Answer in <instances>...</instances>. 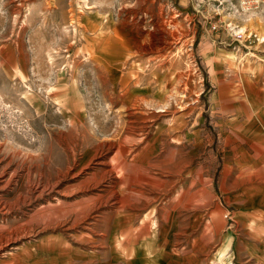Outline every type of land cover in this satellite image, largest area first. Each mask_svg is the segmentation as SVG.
I'll list each match as a JSON object with an SVG mask.
<instances>
[{
  "label": "rangeland",
  "instance_id": "obj_1",
  "mask_svg": "<svg viewBox=\"0 0 264 264\" xmlns=\"http://www.w3.org/2000/svg\"><path fill=\"white\" fill-rule=\"evenodd\" d=\"M231 8L0 0V264H232L264 205V10Z\"/></svg>",
  "mask_w": 264,
  "mask_h": 264
},
{
  "label": "crops",
  "instance_id": "obj_2",
  "mask_svg": "<svg viewBox=\"0 0 264 264\" xmlns=\"http://www.w3.org/2000/svg\"><path fill=\"white\" fill-rule=\"evenodd\" d=\"M208 40L210 41V39ZM227 52L229 53L231 51H227ZM252 54L254 56V58H252L253 67L249 72V76L252 77V79L250 80L253 82L252 87L255 88L256 95H252V96L249 95V97L246 96L247 102L243 101V103L241 102V104L245 106L246 110L247 108L249 109L250 106L252 109L255 108L253 111L254 114L256 115L255 119L261 121L263 120V111L261 104L262 106H264V54H259V53H252ZM224 57L225 58L223 60L224 61L223 67L226 66L225 69H228L233 73H238V75L240 76V80L242 81L241 77L244 76V72L241 70L240 66H236V67L232 66L233 64H230L229 61H227L229 59L226 58V56ZM206 58L208 57L205 54V58L204 56H202L201 59L202 62L205 63L207 67V73L209 74V77L219 76L220 74H217V71L214 70L213 67L212 70L209 71L208 69L209 63H207ZM224 72L225 71H222L221 75H225ZM242 111L243 110H239L236 113L241 116L243 115ZM233 122H235V119H233ZM258 129L259 127L257 126L256 134H254L255 137L257 138L259 137V134L257 132ZM256 163L257 164H255L254 166L255 171L259 169L261 165L258 164V161ZM248 217H249L248 227L246 228V230L238 232L237 234L232 236L230 248H229L231 252L232 264H264V205L259 207H254L253 211L252 212L250 211L248 213ZM119 238L121 239V236Z\"/></svg>",
  "mask_w": 264,
  "mask_h": 264
},
{
  "label": "built area",
  "instance_id": "obj_3",
  "mask_svg": "<svg viewBox=\"0 0 264 264\" xmlns=\"http://www.w3.org/2000/svg\"><path fill=\"white\" fill-rule=\"evenodd\" d=\"M197 4L203 3L204 1H211V0H196ZM215 1L216 6L224 5L228 3L231 5V9L235 15L238 16H244L248 15L251 12L260 11L262 12L264 10V0H237V4L233 3V0H212ZM250 12V13H249ZM213 29L216 28V26H212ZM240 38L237 37V39Z\"/></svg>",
  "mask_w": 264,
  "mask_h": 264
},
{
  "label": "bare ground",
  "instance_id": "obj_4",
  "mask_svg": "<svg viewBox=\"0 0 264 264\" xmlns=\"http://www.w3.org/2000/svg\"><path fill=\"white\" fill-rule=\"evenodd\" d=\"M247 20H249V18ZM231 26H232V29L234 30V32H236V33H245L246 32V27L236 26V25H234V26L231 25ZM232 29H230V30H232ZM259 41H264V38L259 37Z\"/></svg>",
  "mask_w": 264,
  "mask_h": 264
}]
</instances>
